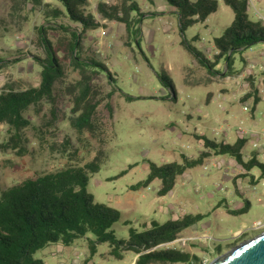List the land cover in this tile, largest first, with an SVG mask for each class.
Listing matches in <instances>:
<instances>
[{
    "label": "rangeland",
    "instance_id": "rangeland-1",
    "mask_svg": "<svg viewBox=\"0 0 264 264\" xmlns=\"http://www.w3.org/2000/svg\"><path fill=\"white\" fill-rule=\"evenodd\" d=\"M39 1L0 0V91L39 85L40 61L47 57L41 35L49 41L60 71L50 95L23 112L26 126L17 130L0 124V192L25 178L98 158L99 170L88 173L87 190L96 202L119 209L120 218L112 225L118 238H126L130 226L141 230L143 223L148 227L152 220L202 214L176 239L161 244L195 254L198 260L169 264H209L232 245L257 234L259 228L251 231L249 226L262 223L264 227V173L255 187L248 184L243 194H234L231 175L238 162L228 154H212L186 169L162 196L157 179L138 190L130 185L145 177L150 162H182V154L196 157L205 149L202 134L230 144L246 137L242 152L264 163V43L235 54L229 72L223 59H218L213 72L183 47L181 38L214 61L218 50L213 40L234 17L223 0H216V10L187 27L184 36L178 15L162 0H86L83 12L90 13L98 25L84 31L64 14L54 13L62 10L57 0ZM100 2L119 9L136 3L138 11L128 12L136 33L128 32L122 21L105 18L98 10ZM247 2L251 18H257L256 10L264 15V0ZM74 30L78 58H73L69 47ZM89 61L103 64L109 75L92 70ZM162 75L171 80L174 94ZM122 92L137 98L128 101ZM83 93L85 100L96 103L91 125L79 129L72 120L83 106V102L77 105ZM260 174L254 169V175ZM245 199L249 206L238 214L224 207V203L240 206ZM245 226V233L231 236ZM88 238L92 234L74 239L65 254L61 245L51 243L34 255L46 264H133L137 257L125 251L117 258L107 243L97 244L90 254Z\"/></svg>",
    "mask_w": 264,
    "mask_h": 264
},
{
    "label": "trees",
    "instance_id": "trees-1",
    "mask_svg": "<svg viewBox=\"0 0 264 264\" xmlns=\"http://www.w3.org/2000/svg\"><path fill=\"white\" fill-rule=\"evenodd\" d=\"M39 3V0H36ZM62 10L55 9V14H64L71 21L77 23L84 31L94 28L98 24L90 13L83 12L82 5L86 0H57ZM152 2L153 0H147ZM167 3L173 12L178 15L179 31L183 35L185 29L197 22H203L217 8L216 0H162ZM229 6L234 17L223 29L222 33L214 38V45L218 50L214 61H210L198 48L192 45L185 37L181 44L198 62L214 72L218 59L222 58L227 72L234 61L235 54H242L245 49L254 44L264 43V21L251 18L247 0H223ZM47 5V4H45ZM121 9H123L121 11ZM119 9L115 5H106L100 2L99 12L108 19H116L125 23L128 32L136 33L132 28V21L128 18L131 11H138L136 3L128 4ZM134 22H137L135 20ZM72 39L69 47L73 58H78V33L70 32ZM184 36V35H183ZM41 40L46 48L47 57L40 61L41 80L38 86L23 90L0 91V124L5 123L20 130L28 121L23 112L31 104L50 95L52 85L60 73L56 58L53 56L49 41L44 35ZM138 45V40L135 42ZM94 71L109 72L103 64L89 61ZM79 65L90 67L78 62ZM99 67V68H96ZM81 70L85 68H80ZM173 94L174 86L166 76H161ZM111 79H113L111 77ZM123 96L132 101L136 96L122 92ZM78 98V104L83 102L80 112L73 118L72 123L77 128L91 125V116L94 113L95 103ZM77 100V99H76ZM85 100V102H84ZM255 96L253 102H258ZM205 147L198 151L194 158L182 154V162L170 161L161 164L149 163V170L145 177L130 185L131 190H138L148 186L153 180H159L157 192L160 196L167 194L175 185L176 177L186 169L200 165L214 155L228 154L237 162H242L241 148L247 138L237 137L234 143L216 142L205 135H200ZM258 165L264 173V164L254 160L244 163L246 167ZM99 170V159L95 158L81 166L66 165L57 170L40 173L15 183L0 192V264H45L41 258L35 257L37 250L43 249L51 243H61L65 246L73 240L84 237L88 233V249L90 254L96 252V245L107 243L110 253L117 258L122 257L125 251L137 254L133 264H151L159 262L188 263L198 260L195 254L185 252L174 246L161 245L173 241L185 228L195 224L202 218V214L187 213L181 218L169 219L164 222L150 221L148 227L143 223V229L128 227L126 238H118L112 225L119 220V209L105 203L96 202L93 194L87 190L88 173ZM123 172L115 175L120 176ZM229 213H239L228 209ZM128 221L124 220L123 224ZM219 250V246H217Z\"/></svg>",
    "mask_w": 264,
    "mask_h": 264
},
{
    "label": "crops",
    "instance_id": "crops-1",
    "mask_svg": "<svg viewBox=\"0 0 264 264\" xmlns=\"http://www.w3.org/2000/svg\"><path fill=\"white\" fill-rule=\"evenodd\" d=\"M263 52H264V50H262L261 54H264ZM240 152L242 153L241 157H242V162L243 163H240V162L237 163L238 166L234 169V172L231 175V181L234 184L233 193L241 195V194L244 193V191L242 189V188H244V186L247 187L248 184H250V185L252 184L255 187V183L257 182V180H259L261 178V175H262L263 171L258 165H255V164L251 165L250 167H246L244 165V163H247L250 160H256V157L252 156L251 154H249V155L244 154L242 152V148H241ZM256 154H257V151H256ZM256 162H258V161L256 160ZM258 163H260V162H258ZM260 164H264V163H260ZM239 166L241 167L240 170H238ZM254 169L260 170L261 174L258 175V176L254 175ZM220 191L222 193L225 192V190H220ZM247 206H249V201L247 199H245V203L244 204H242L240 206H237V207H231L228 203H224V207L226 208L227 212H228V209H233V210H237V211L240 212V210L246 208ZM230 214H238V213H230ZM255 225H256V223H254L251 226H249L251 231L258 229V228H255ZM247 228H248L247 226L239 227V228L235 229L231 233V236L232 237H237V236L245 233V231H247ZM59 245H61V247H62L61 254H65V253H67L69 251L68 250L69 246H65V245H63L61 243H56V247L59 246Z\"/></svg>",
    "mask_w": 264,
    "mask_h": 264
},
{
    "label": "water",
    "instance_id": "water-1",
    "mask_svg": "<svg viewBox=\"0 0 264 264\" xmlns=\"http://www.w3.org/2000/svg\"><path fill=\"white\" fill-rule=\"evenodd\" d=\"M209 264H264V227L248 239L232 245Z\"/></svg>",
    "mask_w": 264,
    "mask_h": 264
},
{
    "label": "built area",
    "instance_id": "built-area-1",
    "mask_svg": "<svg viewBox=\"0 0 264 264\" xmlns=\"http://www.w3.org/2000/svg\"><path fill=\"white\" fill-rule=\"evenodd\" d=\"M255 14L257 16L256 19H260V20H263L264 21V15L260 14L259 11L256 10L255 11ZM243 109H246V106H244ZM238 130H241L243 133H246V131H244L242 129H238ZM219 189L220 190H224V187L221 186ZM260 227H261V223H258V224L255 225V228H260Z\"/></svg>",
    "mask_w": 264,
    "mask_h": 264
}]
</instances>
